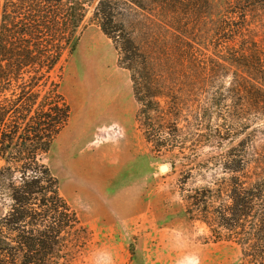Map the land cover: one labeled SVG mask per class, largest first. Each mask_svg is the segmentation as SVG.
I'll use <instances>...</instances> for the list:
<instances>
[{
    "label": "trees",
    "instance_id": "obj_1",
    "mask_svg": "<svg viewBox=\"0 0 264 264\" xmlns=\"http://www.w3.org/2000/svg\"><path fill=\"white\" fill-rule=\"evenodd\" d=\"M93 2L0 0V204L9 203L0 215V264H50L78 223L58 179L39 159L70 116L59 82L50 83L55 96L45 91L35 105L63 52L76 50ZM135 13L164 29L162 36L174 42L165 41L168 55L183 67L195 63L192 76L210 93L197 119L211 123L216 114L228 134L247 133L216 158L225 175L187 196L188 212L217 239L240 246L241 264H264V151L250 150L252 126L264 121V0H98L94 17L119 47L145 112L159 96L181 95L154 87ZM209 125L208 141L221 138L219 126Z\"/></svg>",
    "mask_w": 264,
    "mask_h": 264
},
{
    "label": "rangeland",
    "instance_id": "obj_2",
    "mask_svg": "<svg viewBox=\"0 0 264 264\" xmlns=\"http://www.w3.org/2000/svg\"><path fill=\"white\" fill-rule=\"evenodd\" d=\"M97 1L79 27L76 50L63 52L35 105L45 91L55 96L53 80L70 110L50 150L39 155L78 218L50 264H241L240 246L192 218L187 196L225 175L216 158L247 133L228 134L216 114L211 123L197 119L210 93L192 76L195 63L183 67L168 55L167 42H174L162 36L164 29L135 13L154 87L181 95L159 96L144 112L119 47L94 17ZM208 124L219 126L221 138L208 141ZM252 128L250 150L264 151V121ZM8 208L0 204V215Z\"/></svg>",
    "mask_w": 264,
    "mask_h": 264
},
{
    "label": "water",
    "instance_id": "obj_3",
    "mask_svg": "<svg viewBox=\"0 0 264 264\" xmlns=\"http://www.w3.org/2000/svg\"><path fill=\"white\" fill-rule=\"evenodd\" d=\"M165 166H166V165H162L161 169H162V170H165Z\"/></svg>",
    "mask_w": 264,
    "mask_h": 264
},
{
    "label": "bare ground",
    "instance_id": "obj_4",
    "mask_svg": "<svg viewBox=\"0 0 264 264\" xmlns=\"http://www.w3.org/2000/svg\"><path fill=\"white\" fill-rule=\"evenodd\" d=\"M166 167V166H165Z\"/></svg>",
    "mask_w": 264,
    "mask_h": 264
}]
</instances>
